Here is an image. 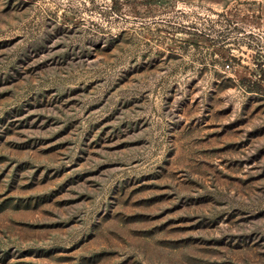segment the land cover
Instances as JSON below:
<instances>
[{
    "label": "rangeland",
    "instance_id": "rangeland-1",
    "mask_svg": "<svg viewBox=\"0 0 264 264\" xmlns=\"http://www.w3.org/2000/svg\"><path fill=\"white\" fill-rule=\"evenodd\" d=\"M0 264H264V0H0Z\"/></svg>",
    "mask_w": 264,
    "mask_h": 264
}]
</instances>
